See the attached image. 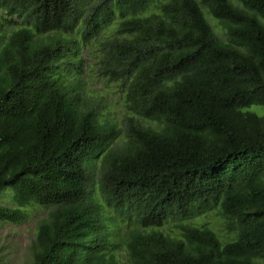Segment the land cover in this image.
Masks as SVG:
<instances>
[{"label":"trees","instance_id":"trees-1","mask_svg":"<svg viewBox=\"0 0 264 264\" xmlns=\"http://www.w3.org/2000/svg\"><path fill=\"white\" fill-rule=\"evenodd\" d=\"M0 8V221L50 206L27 264H264V0Z\"/></svg>","mask_w":264,"mask_h":264},{"label":"rangeland","instance_id":"rangeland-1","mask_svg":"<svg viewBox=\"0 0 264 264\" xmlns=\"http://www.w3.org/2000/svg\"><path fill=\"white\" fill-rule=\"evenodd\" d=\"M0 19L3 21V27L10 31L14 28L19 27L22 22L21 18L16 17L15 15H9L3 9L0 8ZM211 20V18H210ZM81 56L85 61L84 72L88 69L87 60L90 56L87 53V49H81ZM83 61V62H84ZM85 76V74H84ZM90 83V88H95L102 90L103 87L107 89H113L114 83L102 79L98 80V77L92 79ZM95 82V83H94ZM104 97L108 103H111V98H114V95L107 91H103ZM114 113V112H113ZM117 112L115 113V116ZM122 131L120 132V134ZM115 141L113 142V144ZM94 169H91L89 172L90 181L94 184ZM6 198L3 195H0V203L9 202L5 200ZM50 206L41 205L37 203H30L29 205L24 206L23 217L17 221H0V258L2 264H27L31 258V244L35 237L36 224L38 220L44 218L47 215ZM196 221L206 222L207 224L218 223V230L223 232L222 229L223 223L219 221V217L216 216L214 211H203L195 218ZM122 225V224H121ZM170 226V223L166 224ZM123 226V225H122ZM166 227V226H164ZM175 228V227H174ZM222 229V230H221Z\"/></svg>","mask_w":264,"mask_h":264}]
</instances>
